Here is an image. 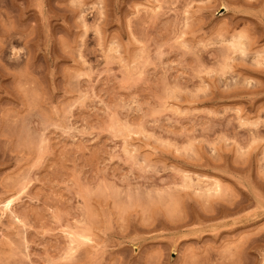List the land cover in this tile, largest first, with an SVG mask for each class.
<instances>
[{
	"label": "rangeland",
	"instance_id": "374dc122",
	"mask_svg": "<svg viewBox=\"0 0 264 264\" xmlns=\"http://www.w3.org/2000/svg\"><path fill=\"white\" fill-rule=\"evenodd\" d=\"M0 264H264V0H0Z\"/></svg>",
	"mask_w": 264,
	"mask_h": 264
}]
</instances>
